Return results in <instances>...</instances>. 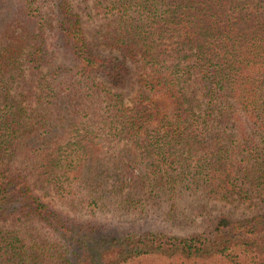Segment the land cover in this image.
<instances>
[{
    "label": "trees",
    "instance_id": "1",
    "mask_svg": "<svg viewBox=\"0 0 264 264\" xmlns=\"http://www.w3.org/2000/svg\"><path fill=\"white\" fill-rule=\"evenodd\" d=\"M92 1L90 37L73 0H0V264H264V213L121 234L36 194L185 221L264 201V0Z\"/></svg>",
    "mask_w": 264,
    "mask_h": 264
},
{
    "label": "rangeland",
    "instance_id": "2",
    "mask_svg": "<svg viewBox=\"0 0 264 264\" xmlns=\"http://www.w3.org/2000/svg\"><path fill=\"white\" fill-rule=\"evenodd\" d=\"M75 12L80 15L84 23V28L86 29L90 37L96 35L100 30V25L102 21L95 17V6L92 0H73ZM43 16L50 23V27L54 25L56 12L54 11V5L51 2H47L45 6L41 9ZM95 17V18H94ZM48 46L52 50L56 46V39L54 34L50 32L48 34ZM105 54H108L106 52ZM29 72V69H26ZM116 92L122 93L124 95L126 103L130 104L137 93L136 85H128L125 88H117ZM172 106L169 101L161 103V109L163 112H169ZM36 194L40 197L41 201L48 204L52 209L68 216L72 219H76L82 223L96 224L105 227L107 230H114L119 233H134V234H145V233H163L170 236L188 237L192 234L202 232L207 228H212L219 217L225 215L232 220L246 219L255 215L264 213V201L262 197L255 196L251 201L244 200H220L214 201L211 204V208L207 214L199 217L195 220H184L178 217L177 214L172 220H168L164 217H158L156 214L150 215H140V213L133 214H119L114 212L115 208H118L119 204L113 203L109 205L107 211H101V209H96L92 212V209H85L82 212H72L68 207L60 201V199L52 192L45 194L41 190H37ZM163 200V208L167 206L168 202H165L164 198H158ZM113 200V199H109ZM114 202V201H113ZM177 206L176 209L184 215L185 209L188 203L191 202L190 199L174 200ZM160 207V205H159ZM156 209V208H155ZM158 209V208H157ZM193 217V216H192ZM192 222V223H190ZM163 263V262H162ZM137 264H147L144 261H140ZM165 264H175L173 262Z\"/></svg>",
    "mask_w": 264,
    "mask_h": 264
}]
</instances>
